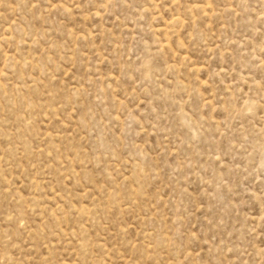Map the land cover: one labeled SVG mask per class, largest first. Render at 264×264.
I'll list each match as a JSON object with an SVG mask.
<instances>
[{"label":"rangeland","instance_id":"rangeland-1","mask_svg":"<svg viewBox=\"0 0 264 264\" xmlns=\"http://www.w3.org/2000/svg\"><path fill=\"white\" fill-rule=\"evenodd\" d=\"M0 264H264V0H0Z\"/></svg>","mask_w":264,"mask_h":264}]
</instances>
